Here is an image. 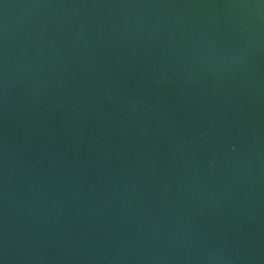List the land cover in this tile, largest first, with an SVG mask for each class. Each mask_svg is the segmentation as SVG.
I'll list each match as a JSON object with an SVG mask.
<instances>
[{
    "label": "water",
    "instance_id": "water-1",
    "mask_svg": "<svg viewBox=\"0 0 264 264\" xmlns=\"http://www.w3.org/2000/svg\"><path fill=\"white\" fill-rule=\"evenodd\" d=\"M0 264H264V0H0Z\"/></svg>",
    "mask_w": 264,
    "mask_h": 264
}]
</instances>
